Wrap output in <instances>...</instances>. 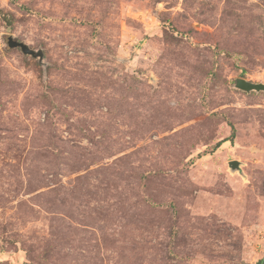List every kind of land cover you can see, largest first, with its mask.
<instances>
[{
	"label": "rangeland",
	"instance_id": "1",
	"mask_svg": "<svg viewBox=\"0 0 264 264\" xmlns=\"http://www.w3.org/2000/svg\"><path fill=\"white\" fill-rule=\"evenodd\" d=\"M239 78L264 83V0H0V264H264Z\"/></svg>",
	"mask_w": 264,
	"mask_h": 264
},
{
	"label": "water",
	"instance_id": "2",
	"mask_svg": "<svg viewBox=\"0 0 264 264\" xmlns=\"http://www.w3.org/2000/svg\"><path fill=\"white\" fill-rule=\"evenodd\" d=\"M8 45L10 48H20L25 55H30L34 58H39L42 62L44 60V52L42 50H33L24 42L17 41L14 38L9 39ZM235 87L243 92H264V83H255L246 79L239 78L236 80ZM230 167L233 170H237L240 167V163L237 160L230 162Z\"/></svg>",
	"mask_w": 264,
	"mask_h": 264
}]
</instances>
